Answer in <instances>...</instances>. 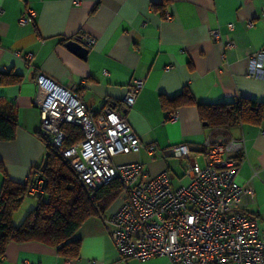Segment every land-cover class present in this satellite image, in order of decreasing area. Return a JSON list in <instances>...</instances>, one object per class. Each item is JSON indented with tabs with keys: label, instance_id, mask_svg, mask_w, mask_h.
I'll use <instances>...</instances> for the list:
<instances>
[{
	"label": "crops",
	"instance_id": "crops-1",
	"mask_svg": "<svg viewBox=\"0 0 264 264\" xmlns=\"http://www.w3.org/2000/svg\"><path fill=\"white\" fill-rule=\"evenodd\" d=\"M85 37L95 45L83 58L67 44ZM263 48L264 0H0V108L13 109L17 120L15 139L0 141V192L5 179L26 183L33 168L44 165L46 146L37 136L44 92L36 82L43 74L76 89L96 114L108 105L125 112L146 148L154 145L158 153L152 157L144 149L121 156L123 162L142 163L152 177L167 170L176 188L189 183L186 159L165 157V151L181 144L200 149L212 133L244 140L245 152L236 156L238 182L252 183L248 209L264 235V126L211 129L197 107L243 98L264 102V79L249 76L253 55ZM137 80L144 87L127 111L123 99ZM185 92L191 101L183 99L175 110L174 99ZM174 111L178 119L170 122ZM199 163L205 166L203 158ZM121 203L82 225L75 238L79 257L71 264H171L160 257L121 260L107 223ZM68 261L41 243H11L0 264Z\"/></svg>",
	"mask_w": 264,
	"mask_h": 264
},
{
	"label": "built area",
	"instance_id": "built-area-1",
	"mask_svg": "<svg viewBox=\"0 0 264 264\" xmlns=\"http://www.w3.org/2000/svg\"><path fill=\"white\" fill-rule=\"evenodd\" d=\"M34 15L30 12L31 18ZM26 17H21L22 24ZM166 18L172 19L169 14ZM212 36L221 38L220 32ZM81 43L89 50L95 45L90 37ZM249 76L264 79V48L253 55ZM36 82L44 92L42 132L50 136L52 145L62 149L67 125L83 132L82 141L61 152L81 184L88 191L112 181L121 185V206L107 223L122 261L145 263L160 257L171 264H264V235L248 209L255 192L251 182H238L236 156L245 152L244 140L212 133L200 149L181 144L165 151V157L186 159L184 174L189 183L176 188L167 170L152 177L140 162L115 161L144 149L152 157L158 153L154 145L146 148L125 112L108 105L96 114L76 89H66L43 74ZM143 87L144 82L137 80L128 88L123 99L127 111L134 108ZM177 119V111L168 115L170 122ZM26 183H31L30 196L44 194L43 180L30 176Z\"/></svg>",
	"mask_w": 264,
	"mask_h": 264
},
{
	"label": "trees",
	"instance_id": "trees-1",
	"mask_svg": "<svg viewBox=\"0 0 264 264\" xmlns=\"http://www.w3.org/2000/svg\"><path fill=\"white\" fill-rule=\"evenodd\" d=\"M11 75V74H10ZM190 100L185 92L174 99L175 110ZM191 101V100H190ZM200 118L211 129L231 130L243 124L264 126V102L239 99L222 104H197ZM17 120L13 109L0 108V141H13ZM66 140L62 149L55 148L48 134H37L46 146L43 167L32 170L33 180H43L44 194L30 196L31 183H14L5 179L0 192V262L11 243H41L57 251V254L73 261L79 257L81 242L76 234L90 218L105 215L121 198L118 181L88 191L79 181L71 164L61 154L84 139L83 132L74 126L64 127ZM27 198L36 202L34 209L20 225L14 216Z\"/></svg>",
	"mask_w": 264,
	"mask_h": 264
},
{
	"label": "rangeland",
	"instance_id": "rangeland-1",
	"mask_svg": "<svg viewBox=\"0 0 264 264\" xmlns=\"http://www.w3.org/2000/svg\"><path fill=\"white\" fill-rule=\"evenodd\" d=\"M115 161L117 163H124L121 157L116 158ZM35 206H36V203L34 199L27 198L25 202L23 203V205L21 206L18 213H16L14 217V223L16 225H20L24 221V219L27 217V215L30 213V211L35 208Z\"/></svg>",
	"mask_w": 264,
	"mask_h": 264
},
{
	"label": "water",
	"instance_id": "water-1",
	"mask_svg": "<svg viewBox=\"0 0 264 264\" xmlns=\"http://www.w3.org/2000/svg\"><path fill=\"white\" fill-rule=\"evenodd\" d=\"M67 47L75 52L76 54H78L79 56L86 58L88 56L89 53V49H87L85 47L84 44H82L81 42H75V41H71L67 44ZM207 125V124H205Z\"/></svg>",
	"mask_w": 264,
	"mask_h": 264
}]
</instances>
